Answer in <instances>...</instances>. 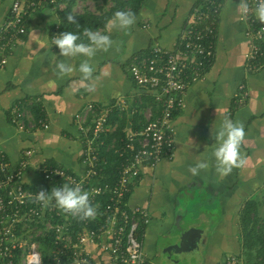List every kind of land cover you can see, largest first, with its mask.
<instances>
[{
    "label": "crops",
    "instance_id": "obj_1",
    "mask_svg": "<svg viewBox=\"0 0 264 264\" xmlns=\"http://www.w3.org/2000/svg\"><path fill=\"white\" fill-rule=\"evenodd\" d=\"M11 1H0V24L9 14ZM195 2L144 0L135 22L126 29L109 30L107 21L97 30L106 32L112 45L107 50H98L92 58L59 56L53 44L58 11L67 1L42 4L28 13L26 33L4 52L6 61L0 65V149L11 167L22 150H33L21 177L23 186L51 190L41 178L39 166L42 163L62 166L81 175L85 170L82 157L85 138L78 128L76 114L89 126L104 108H109L107 130L102 135L98 153L104 170L109 166L114 168L110 174L105 171L107 180L111 179L117 164L114 149L120 145L125 131L143 126L156 111L153 90L135 84L126 65L134 57L147 55L155 46L173 49ZM112 5V0H74L72 12L98 14ZM239 12V0H222L212 61L202 77L189 84L183 106L172 120L173 153L154 167L144 165L126 196L128 206L138 205L149 213L140 232L144 264H174L171 259L165 263L160 261L159 249L166 244L160 238L180 216L177 198L181 194L205 195L207 203L212 198L218 204L215 223L201 242L182 233L188 245L197 243L209 247L201 264H218L227 254L237 256L239 212L245 203L255 201L259 205L263 202L264 69L252 73L245 69L246 39ZM85 59L93 67L87 80L78 67ZM58 60L71 64L73 72L59 74L55 67ZM239 85H243L247 94L243 102L236 101ZM33 104L40 108L42 116L39 119H35L32 112ZM12 108L28 123L24 129H18L11 121ZM226 116L243 125L245 137L239 149L241 162L221 176L215 168L212 155L215 140L211 133ZM39 120L47 126L40 127ZM33 123L35 127L30 126ZM200 160H207L209 166L194 177L189 167ZM198 213L202 216L204 211ZM190 230L198 236L195 228ZM98 244L88 247L92 263L109 264V254L103 253Z\"/></svg>",
    "mask_w": 264,
    "mask_h": 264
},
{
    "label": "built area",
    "instance_id": "obj_2",
    "mask_svg": "<svg viewBox=\"0 0 264 264\" xmlns=\"http://www.w3.org/2000/svg\"><path fill=\"white\" fill-rule=\"evenodd\" d=\"M53 2L11 1L9 14L0 24V65L6 61L4 52L26 33L28 13ZM247 2L249 13L245 18L239 12V20L246 39L243 64L252 73L264 69V22L254 14L257 0ZM220 8L219 0H196L173 49L155 46L147 55L134 57L126 65L135 84L153 90L156 111L143 126L125 131L120 145L114 149L117 164L111 179L107 180L98 153L107 130L109 108L96 114L89 126L76 114L78 128L85 138L82 152L85 170L81 175L62 166L44 163L39 166L42 180L51 187L79 184L89 192L95 209L101 207L93 222H89L90 218H80L75 232L72 225L78 216L58 209L54 202L42 206L36 194L43 187L23 186L21 177L29 165L32 149L22 150L13 167L0 149V264H93L88 247L95 243H99L103 253L109 254V264L145 263L140 232L149 213L144 207L128 206L126 196L144 165L154 167L173 153L172 120L183 106L189 84L200 79L212 61ZM238 91L236 101L243 102L247 95L243 85L238 86ZM88 108L91 109L90 104ZM10 119L20 130L28 124L15 108L10 112ZM38 124L47 126L43 120ZM37 226L42 227L37 236L24 237L34 233ZM41 241L45 242L44 246ZM218 264L242 262L236 255L227 254Z\"/></svg>",
    "mask_w": 264,
    "mask_h": 264
},
{
    "label": "clouds",
    "instance_id": "obj_3",
    "mask_svg": "<svg viewBox=\"0 0 264 264\" xmlns=\"http://www.w3.org/2000/svg\"><path fill=\"white\" fill-rule=\"evenodd\" d=\"M239 10L243 17L246 18L249 13V4L247 0H239ZM256 18L264 22V0H257L254 9ZM67 21L76 23L71 13L67 14ZM135 22V15L131 11L117 10L107 22V28L126 29ZM88 42L79 40V35L72 31H63L53 38V44L59 50V56L75 57L82 55L86 58H92L98 50H107L112 45V39L106 32L93 31L85 29ZM59 74L73 72V66L63 61H57L55 65ZM79 71L82 73L84 80H87L93 71L92 65L88 59L79 64ZM214 136L215 146L212 155L215 161L216 172L221 175H227L234 166L241 162L240 145L245 137L243 125L238 121H233L227 116L221 121ZM209 166L207 160H200L195 165L189 167L192 176H198L201 169ZM89 192L83 190L79 184L63 183L61 186H53L51 190L41 189L36 194V200L42 206H47L54 202L55 206L73 216L81 219L92 218L96 214V209L89 200Z\"/></svg>",
    "mask_w": 264,
    "mask_h": 264
},
{
    "label": "trees",
    "instance_id": "obj_4",
    "mask_svg": "<svg viewBox=\"0 0 264 264\" xmlns=\"http://www.w3.org/2000/svg\"><path fill=\"white\" fill-rule=\"evenodd\" d=\"M54 1L55 2L53 3L55 4L61 0ZM65 1H67L66 6L58 11V25L55 30L56 34L63 31H72L79 35L80 41L87 43L88 40L85 34V29L97 31L98 29L103 28L108 19L111 18L117 10L131 11L136 15L144 0H112L113 5L108 10L98 14L91 11L73 13L72 5L74 0ZM219 3L221 6L222 0H219ZM68 13H71L74 16L76 23H70L67 21ZM32 112L34 113L35 119H39L42 116L37 104H33ZM109 167L104 170L107 174L112 173L114 170V168L110 169ZM257 207V202L250 201L245 203L239 212L238 227L241 248L240 253L243 255V261L240 258V253L237 254V257L240 258L242 264H264V227L257 225ZM99 209H101V207ZM79 220L80 218L78 217L77 220L73 221L72 227L75 232L79 229ZM75 232L73 233V237L75 236ZM41 244L43 245L44 241H41Z\"/></svg>",
    "mask_w": 264,
    "mask_h": 264
},
{
    "label": "rangeland",
    "instance_id": "obj_5",
    "mask_svg": "<svg viewBox=\"0 0 264 264\" xmlns=\"http://www.w3.org/2000/svg\"><path fill=\"white\" fill-rule=\"evenodd\" d=\"M206 196L198 197V195L194 194H181L177 198V214H179V220L178 225L175 224L169 231L166 232L170 234H177V236H181L183 232H187L188 229H191L192 227L198 231V240L201 242L203 237H206L208 233L210 232L211 227L214 225V221L217 218L218 213V204L215 199L210 198V203H207L205 201ZM203 203V204H202ZM200 211H204V214L202 216H199ZM257 225L264 227V199L263 202L260 203L257 207ZM215 216V217H214ZM178 217V216H177ZM42 227H38L35 229L34 233H28L25 234L24 237L27 238L29 235H35L39 234V231ZM191 236H195L191 234ZM240 237L238 236V240ZM163 240V238H160V240ZM39 241V239H36V241ZM165 243H167L164 240ZM237 242V241H236ZM235 242V243H236ZM238 243V242H237ZM210 244V243H208ZM45 245V242L43 246ZM188 245V244H187ZM205 244H202V246L198 245V260L196 264H201L203 261V254H208V246H204ZM211 245V244H210ZM240 247V243L238 244ZM189 248L193 246V244L188 245ZM208 247V248H207ZM241 252V248H239V253ZM241 260L243 261V255L240 253ZM225 255V254H223ZM240 260V261H241Z\"/></svg>",
    "mask_w": 264,
    "mask_h": 264
},
{
    "label": "water",
    "instance_id": "obj_6",
    "mask_svg": "<svg viewBox=\"0 0 264 264\" xmlns=\"http://www.w3.org/2000/svg\"><path fill=\"white\" fill-rule=\"evenodd\" d=\"M178 220L179 218L176 217L175 224L177 225ZM185 233L191 235L192 231L188 229ZM194 237H196L195 240H198L197 235ZM190 238L193 239V236H190ZM184 239L183 235L177 236V234H170V232L165 234L163 242L165 240L167 243L159 249L160 261L165 263L171 259L174 264H196L198 260V244L195 243L189 248Z\"/></svg>",
    "mask_w": 264,
    "mask_h": 264
}]
</instances>
